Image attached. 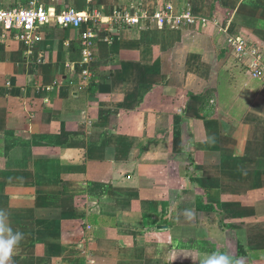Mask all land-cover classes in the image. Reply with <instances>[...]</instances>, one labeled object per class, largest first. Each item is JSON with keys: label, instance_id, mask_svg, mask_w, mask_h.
<instances>
[{"label": "crops", "instance_id": "1", "mask_svg": "<svg viewBox=\"0 0 264 264\" xmlns=\"http://www.w3.org/2000/svg\"><path fill=\"white\" fill-rule=\"evenodd\" d=\"M173 2L218 23L103 30L89 82L84 27L28 46L0 26V210L24 235L7 264H264V82L227 42L264 49V0Z\"/></svg>", "mask_w": 264, "mask_h": 264}, {"label": "built area", "instance_id": "2", "mask_svg": "<svg viewBox=\"0 0 264 264\" xmlns=\"http://www.w3.org/2000/svg\"><path fill=\"white\" fill-rule=\"evenodd\" d=\"M88 1L91 7L81 10L72 5L65 4L64 8H59L54 5L46 6L40 0H28L27 5L24 6L0 8V26L28 46H32L41 39L42 26L84 27L81 38V76L84 81L89 82L93 75L94 43L103 30L109 31L114 25L145 26L163 30L203 27L210 23H218L195 13L191 8L178 9L173 0H158V4L153 8L144 3L134 5L121 8L111 14L105 13L102 8L93 3V0ZM227 42L238 60L249 69L251 76L264 81V49L238 35L228 36Z\"/></svg>", "mask_w": 264, "mask_h": 264}, {"label": "clouds", "instance_id": "3", "mask_svg": "<svg viewBox=\"0 0 264 264\" xmlns=\"http://www.w3.org/2000/svg\"><path fill=\"white\" fill-rule=\"evenodd\" d=\"M7 215L6 212L0 210V264H7L16 246L24 239L22 232L14 231L6 223ZM199 264H237V262L227 253L214 252L199 258Z\"/></svg>", "mask_w": 264, "mask_h": 264}, {"label": "rangeland", "instance_id": "4", "mask_svg": "<svg viewBox=\"0 0 264 264\" xmlns=\"http://www.w3.org/2000/svg\"><path fill=\"white\" fill-rule=\"evenodd\" d=\"M164 30V29H163ZM41 32V31H40ZM255 79V78H254ZM257 80H260V79H257ZM260 81H262V82H264L263 80H260ZM223 239V241H211L210 242V244L212 243V245H213V248H215V249H219V248H223V246H224V244H225V249H226V247L228 248V242L226 241V240H229V237H228V235H226L225 234V236L224 237H221V240ZM231 244L233 245V246H235V247H237L238 246V242L236 241V243L233 241V242H231ZM215 246H217V247H215ZM240 246V245H239ZM240 259H242V258H240Z\"/></svg>", "mask_w": 264, "mask_h": 264}]
</instances>
